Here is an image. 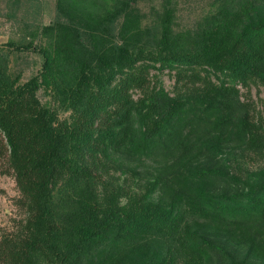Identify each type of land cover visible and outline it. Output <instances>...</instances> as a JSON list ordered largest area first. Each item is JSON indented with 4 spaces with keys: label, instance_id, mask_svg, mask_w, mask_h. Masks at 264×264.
Returning <instances> with one entry per match:
<instances>
[{
    "label": "trees",
    "instance_id": "1",
    "mask_svg": "<svg viewBox=\"0 0 264 264\" xmlns=\"http://www.w3.org/2000/svg\"><path fill=\"white\" fill-rule=\"evenodd\" d=\"M139 1L57 0L26 81L0 47V158L23 211L0 264H260L264 171L216 155L264 160L240 89L264 87V0H213L190 28L166 4L143 22Z\"/></svg>",
    "mask_w": 264,
    "mask_h": 264
},
{
    "label": "rangeland",
    "instance_id": "2",
    "mask_svg": "<svg viewBox=\"0 0 264 264\" xmlns=\"http://www.w3.org/2000/svg\"><path fill=\"white\" fill-rule=\"evenodd\" d=\"M165 4L171 9L172 19L178 28L193 27L214 6L213 0H140L139 9L144 18L143 22L153 20L155 10H162ZM56 5L57 0H0V47L9 50L10 70L18 74L21 81L37 75L42 68L43 57L39 51L40 31L44 25L54 22L57 15ZM157 77L169 93L175 92L173 73L165 70L158 73ZM240 89L241 99L249 101L252 115L260 116L264 121V87L253 85L249 89ZM38 96L43 102L50 101V97L45 95L42 89L38 91ZM66 114L60 112L61 116ZM1 140L0 135V142ZM217 153L218 162L231 167L236 174L242 175L243 179H246V175L257 177L264 171V160L254 155H247L246 151L234 142H226ZM18 197L19 191L13 174L8 168L6 159L2 157L0 158V239L13 232L23 218V211L16 203ZM242 233L238 230L232 234L235 243L241 239ZM262 237L264 238V233ZM157 246L154 243L152 247ZM110 260L112 263L117 262L116 256ZM252 260L264 264V253L255 252L254 249ZM95 263L96 260L91 264ZM106 263L97 262V264Z\"/></svg>",
    "mask_w": 264,
    "mask_h": 264
}]
</instances>
